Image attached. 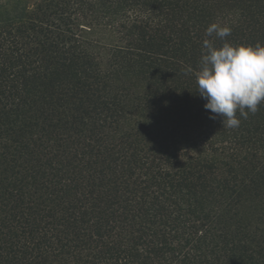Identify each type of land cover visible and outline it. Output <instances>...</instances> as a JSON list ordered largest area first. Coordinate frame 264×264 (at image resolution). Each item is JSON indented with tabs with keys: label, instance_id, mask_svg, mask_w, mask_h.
<instances>
[{
	"label": "trees",
	"instance_id": "obj_1",
	"mask_svg": "<svg viewBox=\"0 0 264 264\" xmlns=\"http://www.w3.org/2000/svg\"><path fill=\"white\" fill-rule=\"evenodd\" d=\"M212 22L264 45V0L0 9V264H264V103L210 118Z\"/></svg>",
	"mask_w": 264,
	"mask_h": 264
},
{
	"label": "clouds",
	"instance_id": "obj_2",
	"mask_svg": "<svg viewBox=\"0 0 264 264\" xmlns=\"http://www.w3.org/2000/svg\"><path fill=\"white\" fill-rule=\"evenodd\" d=\"M205 32L224 42L217 46L210 39L203 40L196 90L205 99L210 118L220 117L222 127L234 129L241 123L237 112L246 119L264 103V45H233L225 41L231 27L216 22Z\"/></svg>",
	"mask_w": 264,
	"mask_h": 264
},
{
	"label": "rangeland",
	"instance_id": "obj_3",
	"mask_svg": "<svg viewBox=\"0 0 264 264\" xmlns=\"http://www.w3.org/2000/svg\"><path fill=\"white\" fill-rule=\"evenodd\" d=\"M15 1H17V0H0V9L3 7H8L12 3H14ZM21 1L33 2L35 0H21ZM85 35L90 36V37H94L96 39L99 38L105 42H112L115 40V36L112 33V30L105 28V27H101V26L93 27L90 31H86ZM256 210H257V206H255V204L246 203V205L244 206L242 211L244 212V214H246L248 216V215H252L253 213H255Z\"/></svg>",
	"mask_w": 264,
	"mask_h": 264
}]
</instances>
